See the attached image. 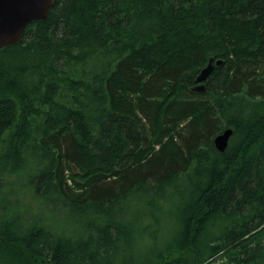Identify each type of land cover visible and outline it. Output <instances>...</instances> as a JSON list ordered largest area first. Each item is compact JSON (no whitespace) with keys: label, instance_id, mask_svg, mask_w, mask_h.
<instances>
[{"label":"trees","instance_id":"16d2710c","mask_svg":"<svg viewBox=\"0 0 264 264\" xmlns=\"http://www.w3.org/2000/svg\"><path fill=\"white\" fill-rule=\"evenodd\" d=\"M0 264H264V0H55L2 48Z\"/></svg>","mask_w":264,"mask_h":264},{"label":"water","instance_id":"95a60500","mask_svg":"<svg viewBox=\"0 0 264 264\" xmlns=\"http://www.w3.org/2000/svg\"><path fill=\"white\" fill-rule=\"evenodd\" d=\"M54 2L55 0H0V50L15 44L31 22L45 19ZM222 64L223 60L209 58L197 74L196 85L191 88V92L204 94L206 81L214 68ZM231 136L232 130L227 129L214 138L213 144L219 153L225 152Z\"/></svg>","mask_w":264,"mask_h":264},{"label":"rangeland","instance_id":"374dc122","mask_svg":"<svg viewBox=\"0 0 264 264\" xmlns=\"http://www.w3.org/2000/svg\"><path fill=\"white\" fill-rule=\"evenodd\" d=\"M16 192L15 197H13V199H17L20 201V203L23 202V199L21 198V191L16 188L13 187V193ZM10 195V189H5L2 191L1 196L2 197H8ZM51 207L52 210H48V212L46 213V219L49 221H60L63 224H69L72 226L73 230H79L78 227V221L75 217H72V215L70 213H68L66 210H64L61 205L58 204H54ZM149 249H153L154 251H157V246H146Z\"/></svg>","mask_w":264,"mask_h":264}]
</instances>
